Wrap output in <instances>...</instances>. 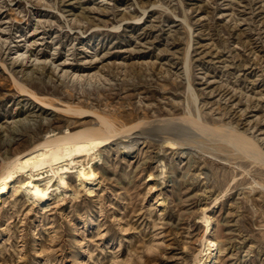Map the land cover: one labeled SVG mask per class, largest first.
<instances>
[{
  "label": "rangeland",
  "instance_id": "374dc122",
  "mask_svg": "<svg viewBox=\"0 0 264 264\" xmlns=\"http://www.w3.org/2000/svg\"><path fill=\"white\" fill-rule=\"evenodd\" d=\"M86 133L93 193L21 172L0 264H264V0H0V172Z\"/></svg>",
  "mask_w": 264,
  "mask_h": 264
},
{
  "label": "bare ground",
  "instance_id": "6f19581e",
  "mask_svg": "<svg viewBox=\"0 0 264 264\" xmlns=\"http://www.w3.org/2000/svg\"><path fill=\"white\" fill-rule=\"evenodd\" d=\"M23 91L27 92L24 88ZM105 126L108 130V134L102 137L103 139L113 136L112 125L106 122ZM128 135L129 138L134 135L135 137H133L139 138L140 141L141 139H144L142 136H140L141 134L135 131L134 129L128 130ZM102 142V139H98V137L94 136L91 133H86L70 136L53 137L50 140L37 144L33 148L24 152L23 154L18 155L16 158L12 159L8 163H5L7 165H5L6 167L3 173L2 171L0 172V196H2L6 191H8L9 184H11V182L15 178L20 176V174H22L21 172H24L28 169L34 170L39 173H37L36 177L34 174H32L33 171L30 173V179L25 183V188L28 191L29 195H31L33 203L44 207V209L46 201L47 199H49L48 195L58 188L60 189L61 187H63L64 189V187H66L67 184L65 182L63 174L71 172V169H77L76 173L78 176V181L81 182L80 185L83 186L85 189L90 186L88 191L93 193L92 185L93 182H95L97 175L91 167L86 168L83 161L76 160V158L93 157L95 155L97 156V154H99V145ZM144 143L145 142L139 144ZM136 144L137 143H135L134 146H129V148L126 149L128 152L127 155L133 160L139 158V154L137 152L139 148L136 146ZM257 153L259 154L260 151L258 150ZM260 155L263 156V154L261 153ZM48 172H51L53 175L44 176V174H47ZM54 176H58V183L56 185L55 183L51 184L52 181H54ZM44 180L46 181L45 184L39 185V183ZM54 186L56 187V189H52V187L54 188ZM207 244H211L212 246H214L215 242L210 241V243L207 242ZM209 255H211V252H209Z\"/></svg>",
  "mask_w": 264,
  "mask_h": 264
}]
</instances>
